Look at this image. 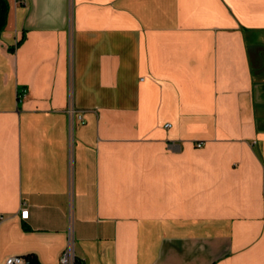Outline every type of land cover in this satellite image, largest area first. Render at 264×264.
<instances>
[{
    "label": "crops",
    "instance_id": "1",
    "mask_svg": "<svg viewBox=\"0 0 264 264\" xmlns=\"http://www.w3.org/2000/svg\"><path fill=\"white\" fill-rule=\"evenodd\" d=\"M5 2L0 264H264V0Z\"/></svg>",
    "mask_w": 264,
    "mask_h": 264
},
{
    "label": "built area",
    "instance_id": "2",
    "mask_svg": "<svg viewBox=\"0 0 264 264\" xmlns=\"http://www.w3.org/2000/svg\"><path fill=\"white\" fill-rule=\"evenodd\" d=\"M202 146V144H199V147ZM29 215V211L27 208H23L21 210V216L23 219H26ZM26 262V259L21 258V257H13L10 258L6 264H24ZM61 264H78L77 259L74 256V253L72 250L69 248L63 255L61 259Z\"/></svg>",
    "mask_w": 264,
    "mask_h": 264
},
{
    "label": "trees",
    "instance_id": "3",
    "mask_svg": "<svg viewBox=\"0 0 264 264\" xmlns=\"http://www.w3.org/2000/svg\"><path fill=\"white\" fill-rule=\"evenodd\" d=\"M7 17H8V6L5 0H0V31H2L6 26ZM77 263L81 264L78 260Z\"/></svg>",
    "mask_w": 264,
    "mask_h": 264
},
{
    "label": "water",
    "instance_id": "4",
    "mask_svg": "<svg viewBox=\"0 0 264 264\" xmlns=\"http://www.w3.org/2000/svg\"><path fill=\"white\" fill-rule=\"evenodd\" d=\"M28 263H29V264H33V262H31V261H29Z\"/></svg>",
    "mask_w": 264,
    "mask_h": 264
}]
</instances>
